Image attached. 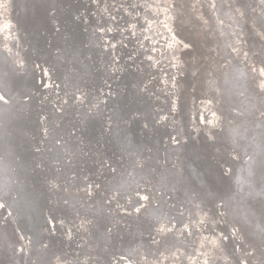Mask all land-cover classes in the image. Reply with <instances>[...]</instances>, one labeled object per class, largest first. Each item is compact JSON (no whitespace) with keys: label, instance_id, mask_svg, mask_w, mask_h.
Here are the masks:
<instances>
[{"label":"bare ground","instance_id":"obj_1","mask_svg":"<svg viewBox=\"0 0 264 264\" xmlns=\"http://www.w3.org/2000/svg\"><path fill=\"white\" fill-rule=\"evenodd\" d=\"M159 1L165 32L162 48L177 71L181 126L193 144L183 147L191 152L183 155L180 148L172 158L163 155L168 149V128L154 123L155 103L158 97L164 102L169 99L151 89L145 81L146 67L132 60L124 63L114 81L122 94L114 105L111 125L104 119L85 120L84 132L89 138L99 134L107 152L122 154L137 176L153 184L160 182L170 193L175 188L168 186L169 180L176 181L177 187L196 181L199 189L195 184L188 188L197 193L188 196L187 188L176 203L191 212L195 223L188 233H180V228L171 231L151 251L149 236L156 231V208H148L141 223L136 222L139 218L129 225L119 223L116 214L106 213L96 203L79 173L70 176L76 164L60 166V149L40 148V90L25 78L38 80V65L52 58L51 47L57 45L54 71L63 81L67 79L63 68L72 61L83 62L93 45L90 9H79L80 0L67 5L62 0H0V264H110L112 254L121 251L133 254L137 264H249V260L264 264V143L253 146L251 142L252 130L264 139V116H255L258 107L264 106V0L211 1L221 31L218 47L226 39L236 47L225 65L213 51L209 23L197 0ZM84 2L90 6L89 0ZM47 3L52 5L53 23L63 26L55 37L43 18L37 19L38 9ZM207 77L223 79V98L206 87ZM98 79L93 75L91 82ZM220 99L226 101L227 111H238V121L230 124L234 134L227 148L208 147L209 141L197 138L204 130L211 135V121L219 125L226 117L227 112L209 105ZM133 107L139 109L142 124L150 126L149 132L123 123ZM70 112L67 109L55 117L62 125L55 127L52 138L76 124ZM147 133L148 143L140 142L138 135ZM211 140L216 136L211 135ZM65 147L74 152L77 145L69 139ZM24 149L29 158L23 155ZM227 150L237 163L232 171L226 162L217 160ZM161 155L172 165H166ZM246 155L249 158L244 160ZM133 156L142 159L141 165ZM74 158L77 164L81 161V157ZM211 184L215 191L204 189ZM215 193L225 196L220 199ZM213 204H220L224 215ZM30 207L39 216L37 222L30 220ZM27 219L33 223L29 222L31 230ZM224 224L229 228L223 231Z\"/></svg>","mask_w":264,"mask_h":264},{"label":"rangeland","instance_id":"obj_2","mask_svg":"<svg viewBox=\"0 0 264 264\" xmlns=\"http://www.w3.org/2000/svg\"><path fill=\"white\" fill-rule=\"evenodd\" d=\"M211 1L197 0V4L203 16L207 17L213 51L225 65L230 53L236 47L231 46V42L227 39L218 47L221 31L215 16L213 17ZM89 2L90 6H87L84 0H80L79 5V9L85 7L90 9V35L93 38V45L85 54L83 62L72 61L67 64L63 68V76L67 79L63 81L54 71L55 60L59 53L58 46L54 45L51 47L53 49H51L52 58L46 63L38 65V80L42 82V84L36 85L40 90L37 101L39 105L38 119L41 121V132H39L38 139L41 143L40 148L48 149V151L60 149L62 153V158L58 163L60 166L76 164L77 166L75 165L72 169L73 172L70 173V176L74 177L76 173H79V177L94 193L96 203L101 204L106 213L116 214L119 223L129 225L138 218L137 224L141 223L140 217L146 214L148 208H156L157 213L153 216L156 218V231L149 236L150 250L154 251L157 249L156 245L176 228H180L182 234L188 233L191 225L195 223L193 215L170 199L167 187L161 185L160 182L153 184L151 180L137 176L132 171L133 166L124 162L126 158L123 155L107 152L99 134L94 133L89 138L84 132V127L85 120L89 119L94 121L104 119L108 126L111 125L114 105L122 94L121 88L114 83L115 78L123 69L125 62L130 60L134 64L142 62L147 70L145 81L161 97L167 96L169 99L164 102L158 97L159 99L157 98L155 103L154 123L156 126L168 128L165 137L168 149L163 155L170 158L180 148L183 149V155L191 152V149L183 147L188 144L192 148L193 144L189 140L186 130L181 126L182 111L174 80L177 71L162 48L165 32L159 11L161 1L89 0ZM55 26L56 31L54 29L49 31L52 37L60 35L63 31L61 22H56ZM245 53L248 51L245 50ZM93 75H97L99 79L92 83ZM222 81V78L212 80L207 77L206 87L209 90L217 91L218 95L222 97L225 93ZM209 105L220 112H227L226 117L222 118L219 125L211 121V135L216 136V140H211L210 133L205 130L200 131L197 138L201 141H209L205 146L225 145L227 148V145L231 143V135L234 134L230 124L238 121V118L235 117L238 111L236 109L231 113L227 111V103L221 99L219 102L209 103ZM67 109H71L69 115L76 120V124L68 129L60 130L52 138V132L62 125L61 119L55 117L62 115ZM258 110L260 112L255 115L256 118L264 116V106L258 107ZM141 119L142 115L139 109L133 107L125 115L123 123L131 126L134 124L135 130L142 127L141 133L149 132L150 126L142 124ZM252 131V145L264 143L263 137L261 138L256 130ZM42 135H45L46 138L41 139ZM69 139L77 145L74 152L68 151L65 147ZM74 156L81 157L78 164L77 161L75 162ZM238 157L236 156V158ZM248 158L249 155H246L244 160ZM217 160L221 163L226 162L230 171L237 168L236 160L231 157V152L228 150L225 155L221 153V157ZM137 163L141 165L142 159H138ZM183 166L184 168L188 167L187 164H183ZM117 175L119 176V178L117 177L118 181L114 179ZM126 177L129 179L127 183ZM212 207L224 215L220 204L216 206L213 204ZM62 213L65 214V212ZM193 244L196 246L195 243ZM142 252L146 253L145 250ZM136 261L133 254L121 251L112 254L110 264H137ZM249 264H253L252 260H249Z\"/></svg>","mask_w":264,"mask_h":264},{"label":"water","instance_id":"obj_3","mask_svg":"<svg viewBox=\"0 0 264 264\" xmlns=\"http://www.w3.org/2000/svg\"><path fill=\"white\" fill-rule=\"evenodd\" d=\"M65 3L66 5H67V3H71V0H62V3ZM36 3V6L37 7H39L40 6V2H38V1H36L35 2ZM51 3H47L42 9H38V17H37V19L38 20H40V17H42L43 18V20H44V22H45V24L47 25V30L48 31H51L52 29H54L55 31H56V26H55V24L53 23V21H52V16L50 15L51 14ZM13 73H16V72H13ZM11 75H12V73H11ZM17 76V74H15V75H13V78L14 77H16ZM32 81V83L33 84H35V85H37V84H42V82L41 81H39V80H35V79H32L29 75H27L26 76V78H25V81ZM25 81H24V83H25ZM22 82H23V80H22ZM24 83H22L21 85H23ZM20 87H22V86H20ZM24 87V86H23ZM22 87V88H23ZM21 91H24L23 89H21ZM151 102V101H150ZM148 135H149V133H147V134H143L142 136H139L138 135V140L140 141V142H142V141H146L147 143H148ZM143 143V142H142ZM149 145V144H148ZM147 146V145H146ZM20 147V146H19ZM144 150H146V147L142 150V152H143V154H144ZM19 151H21V150H19ZM118 152V151H117ZM23 155L25 156V158H29L28 157V155H27V153L25 152V149H24V151H23ZM122 155V154H121ZM162 156V158H163V155H161ZM134 157V159H138L139 157L137 156V157H135V156H133ZM142 157V156H141ZM164 160H167L166 161V165L168 164V165H172V162H169V160L168 159H166V158H163ZM151 167V166H150ZM118 171H120V169H117ZM156 178V177H155ZM154 178V180H157V179H155ZM169 182V185L168 186H170V187H174L175 188V191H173V192H169V194H168V196L170 197V199H172V200H175L174 202L175 203H178V202H180V195H181V192L183 191V190H185V191H187V188L189 187V186H194V184L196 185L195 187V189H199V187L197 186L198 184H196V181H194V182H192V184H188V186H187V184L186 185H184V184H181L180 185V187H177L178 185L176 184V181H175V183L174 182H172L171 180H169L168 181ZM213 185L211 184V186L210 185H205V187H204V189H208V190H211V191H215V188H214V190H212L213 189ZM212 188V189H211ZM207 191V190H206ZM187 193H188V196H191V195H193V194H195V193H197V191H195L194 189H189L188 188V191H187ZM214 193V192H213ZM220 193V192H219ZM227 194V193H226ZM216 193L214 194V197H217V198H224V196H225V194H223V193H221V194H217L216 196ZM172 197V198H171ZM213 197V198H214ZM42 199H43V196H42ZM246 202L247 203H250L249 202V200H246ZM45 203V202H44ZM29 211H30V213H31V221L33 222V218L35 219V221L37 222V220H38V217L39 216H37L36 217V213H35V210L33 209V207H30V209H29ZM29 219H27V221L28 222H26L27 223V228L29 229V230H31V229H33L32 228V226H30L29 225V222H31ZM47 219L44 217V222L46 221ZM48 221V220H47ZM31 222V223H32ZM50 222V221H49ZM33 224V223H32ZM229 228V226H225V224H224V226H222V229H223V231L224 230H226V228ZM17 232L15 231V233L14 234H16ZM35 233V232H34ZM36 234H38L39 235V233H36ZM18 235V234H17ZM202 250H204V249H202Z\"/></svg>","mask_w":264,"mask_h":264}]
</instances>
